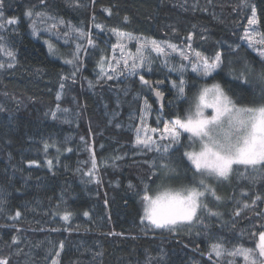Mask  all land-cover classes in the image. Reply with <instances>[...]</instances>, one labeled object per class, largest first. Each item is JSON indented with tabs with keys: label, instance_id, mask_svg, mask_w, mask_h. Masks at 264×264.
<instances>
[{
	"label": "trees",
	"instance_id": "obj_1",
	"mask_svg": "<svg viewBox=\"0 0 264 264\" xmlns=\"http://www.w3.org/2000/svg\"><path fill=\"white\" fill-rule=\"evenodd\" d=\"M250 3L256 7V28L262 36L264 0ZM48 4L45 10L39 0H7L6 17H17L19 23L7 25L3 32L15 61L0 53V63L5 65L0 68V194L5 200L0 207V259L8 264H217L205 255L216 238L227 241L224 246L228 248H254L258 234L252 239L249 232L256 233L264 225V211L257 215L264 202L257 208L251 201L257 194L264 198V182L253 186L240 176L220 182L216 192L223 201L217 206L210 198L209 206L224 215L221 222L216 217L205 220L206 230L187 226L170 233L141 222V198L136 194L142 189L141 178L154 185L143 163L153 154L143 155L133 143L141 105L146 101L166 120L170 110L182 115L189 105L186 97L198 83L184 77L186 97L178 98L171 81L181 76L175 79V71H170L176 64L168 61L166 67L162 55L146 51L144 55L155 59L152 70L140 74L148 81L164 82L160 91L167 96L161 109L139 75L123 71V61L120 71L112 69L116 77L112 80L101 79L96 69L101 57L107 61L117 32L136 41L156 40L162 46L165 42L183 44L191 33L192 45L209 57L216 52L226 54L230 46L233 54H243L240 63L238 57L230 56L232 63L225 61L223 70L213 73L216 81L208 77L201 83L219 82L238 94L259 96L258 83L245 84L232 74L242 73L245 61L255 69L261 67L259 55L238 43L250 9H241V0H80L83 7L76 8L66 0H48ZM32 6L90 32L96 47L82 42L88 55L81 54L74 83L61 77L73 71L64 60L71 58L67 53L81 41L72 33L64 42L54 43L64 56L48 54L41 35H32L30 20L23 15ZM61 30L63 34L67 28ZM65 39L70 43L65 44ZM134 47L135 43L128 48ZM8 63L13 67H7ZM184 164L191 167L186 157ZM187 176L191 179V172ZM129 183L137 186L136 191L127 190ZM244 190L249 191L247 195L241 193ZM237 201L241 215L234 217ZM245 202L248 208L243 207ZM65 214L68 220L63 219ZM223 257L221 264H226Z\"/></svg>",
	"mask_w": 264,
	"mask_h": 264
},
{
	"label": "snow or ice",
	"instance_id": "obj_2",
	"mask_svg": "<svg viewBox=\"0 0 264 264\" xmlns=\"http://www.w3.org/2000/svg\"><path fill=\"white\" fill-rule=\"evenodd\" d=\"M69 7H83L80 0H66ZM7 0H0V53H4L12 61H15L16 54L10 49V41L3 35L7 25L19 23L17 17H6ZM39 7L47 10L49 7L48 0H39ZM241 9H250L251 16L248 19V25H256L257 12L256 7L250 3V0H241ZM109 14L110 11H109ZM24 17L28 18L31 23L32 35H38L37 18L41 23L52 21L51 28H56L57 23L66 25L67 31L64 33L66 37L70 34H77L75 39L81 41L75 44V49L67 53L71 58H65L64 62L73 66V71L68 76H62V81L72 79L75 82V76L79 70L81 54L87 56L88 48L83 46V41H87V45L95 48L96 44L91 37L90 32H85L83 28L74 26L71 22H66L63 18L52 15L48 11H37L36 6L28 7L24 13ZM97 27H99L97 25ZM103 30V29H101ZM116 31V30H113ZM118 36L125 34L118 33ZM202 39L204 37H201ZM192 39L190 33L188 38ZM264 44V35L259 41ZM69 40L65 39V44H69ZM136 60L131 66L127 60L124 61V67L128 70L129 75H139L140 81L144 85H148L149 81L144 75L140 74L141 70L151 71V65L155 59L150 54L144 55L146 51H155L159 55H165V48L170 49L173 53L178 51L177 45L167 43L162 46L156 40H138L137 42ZM250 46L251 42H250ZM49 50L53 55L64 56L53 45L49 44ZM234 49L229 47V51L216 52L212 57H204L201 53H195V60L191 62L192 72L203 77H211L216 81L213 75L218 69L223 70L225 61L231 64L229 57L233 55ZM238 55V53H236ZM261 58V67L253 68L249 62L245 61L242 73L233 72V76L237 80H242L248 84L253 81L260 85L259 96L255 94L246 96L237 93L230 86L225 87L219 82H213L210 86L201 85L198 94L186 97L185 84L186 81L181 78L179 82L172 81L173 87L177 89L178 98L186 97L189 107L186 115L170 110L167 115L169 120L161 121L163 128H149L144 125L143 128H137V139L135 144L142 146L141 153L147 155L152 153L143 163L148 165V173L154 177L151 187L145 183V178H141L142 189L136 194L140 196L143 205V215L140 217L143 223L147 220L156 229H166L168 232L178 233L185 226H202V230H206L209 225L205 220L216 217L222 221L223 213L213 211L209 206L210 198H214L217 206L223 201V198L217 194L215 187L209 182V178H215L217 181H227L232 176H240L246 178L253 186L257 182H264V51H259ZM182 61L189 60V56L180 51ZM171 58V57H169ZM106 62L105 57H101L99 63L101 65V73H98L101 79H114L113 74L102 75L103 64ZM168 66V59L164 61ZM5 65L0 63V68ZM7 67H13L12 63H8ZM186 65L181 63L179 66L173 65L170 71H177L183 76ZM114 71V70H113ZM247 77H251L248 79ZM167 78V77H166ZM91 83V82H90ZM162 83V81H157ZM65 83L60 84V88H65ZM157 97H162L160 91H156ZM147 104V102L145 101ZM251 105V106H249ZM164 107V105H161ZM210 109L211 113L206 114V110ZM147 110V109H146ZM227 124V128L223 127ZM221 128L224 133L222 138L213 135L217 127ZM145 134L151 132H160L158 139L154 140L152 136L145 135L141 138L140 133ZM188 134L182 142V135ZM198 146V150H197ZM47 147V145H46ZM192 148V151H183L181 149ZM136 153L134 152L133 155ZM190 161L191 167L185 166L184 158ZM34 163V162H30ZM48 165H52V161H47ZM95 168V161L92 162ZM234 166H236L234 168ZM240 166H243L244 172ZM191 172V179H188L187 173ZM245 172L247 175L245 176ZM91 175V173H89ZM176 184L177 187L172 185ZM137 186L129 183L128 189L136 191ZM151 193V194H149ZM247 195V193H244ZM257 201L264 202V198L260 194L255 195L252 204ZM4 196L0 194V207L4 205ZM238 207L234 212V217H239L240 202H236ZM248 203H243L244 208H248ZM88 215L87 212L84 213ZM260 215V213H257ZM16 217L20 216V212L15 213ZM64 220L69 219V215L63 216ZM232 226L235 227L236 220L233 218ZM227 226V225H224ZM197 234H200L199 232ZM258 234V243L254 248H245L242 245H233L231 248L225 247L227 241L216 238L217 242L212 245V252L217 256L232 257L227 260L226 264H236L235 257L243 256L245 264H264V225L257 229L256 233L249 232L252 239ZM15 243V238H13ZM63 249V243L60 244ZM59 252L56 255L59 256ZM209 259H212L211 253ZM0 264H8L7 260L0 259ZM53 264H57L53 261ZM219 264V262H217Z\"/></svg>",
	"mask_w": 264,
	"mask_h": 264
},
{
	"label": "rangeland",
	"instance_id": "obj_3",
	"mask_svg": "<svg viewBox=\"0 0 264 264\" xmlns=\"http://www.w3.org/2000/svg\"><path fill=\"white\" fill-rule=\"evenodd\" d=\"M49 13H51L52 15H56V13H53V12H49ZM56 16H58V15H56ZM250 16H249V18H250ZM38 19L39 18H37V20ZM64 21H66V20H64ZM66 22H68V21H66ZM50 23L52 24V21H46L44 23V28L43 27L40 28L39 22L37 21V31H38V35L39 34L41 35V42H44L48 54H50L52 56H58V55H53L50 52V50H49V44H51V45L54 46V43L56 41H62V42H64L65 35H64V33L63 34H60V31H62L61 29H63V28H67V26L66 25H60V24L57 23L56 30H54V28L52 30V28L50 27ZM115 37H116L115 44L112 45L109 48L110 50L108 52L109 55L107 57V61L103 64V73H102L103 75L104 74L105 75L106 74H112L113 73L112 69H115V70L120 71L119 70V63H121L122 61H123V63H124L125 60H127V62L130 61V65L129 66H131V64L134 61L137 62V63L139 62L138 60L135 59L136 58V55H137V47H138V45L136 43L137 41L134 40L129 35L118 36L117 33H115ZM187 38H186L185 43L178 44L177 45L178 51L175 52V53H173L170 49L165 48V55H162L164 57V59H162V62L164 63L165 59H168V61L170 63H175L176 66H179L181 63H183V64H185L187 66L186 67V70L183 73V77L181 76V73L180 72H177V71H175V73H173L175 75V76L174 75L173 76H174L175 79L178 76H181L177 80V83L179 82V80L181 78H183L185 80L184 77L191 78V82L193 84L198 83L197 84L198 86H196L197 89L192 94V95H194V94H197L198 89H199V87L201 85L207 84L208 86H210L211 83H209V84L208 83H201L200 81H205V79L208 78V77H203V76L197 75L196 73L192 72L191 62L195 60V53L196 52L201 53V52L198 49H196L194 47V45H192L193 44L192 39L189 41ZM260 40H261V35L258 33V30L256 28V25H254V26L253 25H248V23L245 22L244 27H243V30L241 31L240 40H239L238 43L243 44L246 49H249L250 51H252V53H256L258 55L259 51H264V44H261L259 42ZM250 42H251V45L252 46H250ZM133 43L136 44V47H134V49L132 50V49H130L128 47H130ZM115 46H116V49H118V50H114L113 49ZM127 49L130 50V51H128ZM180 51H183L185 54H187L189 56V60L182 61V58L180 56ZM201 54L204 57H209V56L205 55L204 53H201ZM212 56H214V55H212ZM233 56L235 58L236 57L239 58V63L242 61L243 54L241 52H239L238 55L233 54ZM169 57H171V58H169ZM99 61H100V59L97 62L96 69H98L99 71H101V65H100ZM125 70H127V69H123V71H125ZM171 87L175 89L176 95L178 96L177 89L175 87H173L172 81H171ZM182 98L183 97H180V99H182ZM177 100H175L173 102V105H176L175 102ZM188 107H189V105H188ZM188 107L185 108V109L187 110ZM153 109H154L153 106L151 107L150 104H148V103L147 104L146 103H143L141 105V113L139 114L138 123H137L136 127H134V131H133L134 132V140L135 141L137 139V132H136L137 128H143L144 125H147L149 128H157L158 127L160 129H162L163 128V124L161 123V121H167L161 115H159L158 113H156V111H154ZM186 110H185L184 114H182V116L186 115ZM210 113H211V110L210 109H207L206 110V114H210ZM152 121H153V123H152ZM145 135L152 136V138L154 140H156V139L159 138L160 132H156V133L149 132V133L145 134L143 131H141V133H140L141 138H144ZM187 135L188 134H183L182 135V137H181L182 142L184 141L183 138H185ZM135 141L133 142L134 144H135ZM135 146L138 149H142V146H137L136 144H135ZM185 150L192 151L193 149L192 148H186V149H184V151ZM197 150H198V146H197ZM209 182L215 187V190H217V187H219V184H220L221 181H217L215 178H209ZM152 187H155V185H153ZM247 192H249V191L248 190H244L241 193L244 194V193H247ZM149 194H151V193H149ZM260 203H262V202L261 201H257L256 202V206H257V204H260ZM139 206L141 207V216H142L143 215V205H142V201L140 202V205ZM210 208H211V206H210ZM257 208H259V207L257 206ZM255 210H257V209H254V210L251 209V212L253 214H255L257 212V211L255 212ZM213 211H218V210H213ZM262 211H264V210H262ZM262 211H260L259 213H261ZM251 212L248 215H251ZM262 214L263 213H261V216H262ZM145 221L148 222L147 220H145ZM219 222H221V221H219ZM263 223H264V215H263ZM185 227H187V226H185ZM185 227H183V228H185ZM255 243H258V235H257L256 242ZM245 248H250V247H245ZM209 253H212L211 255H214V257H212V259L214 261L219 262V264H221V261H222L221 258L223 256H217L214 252H212V246H210L209 252L206 253L205 255L206 256H209ZM223 259H225L227 261V260H231L232 257H225L224 256ZM235 262H236V264H245L244 257L242 255L235 257Z\"/></svg>",
	"mask_w": 264,
	"mask_h": 264
},
{
	"label": "water",
	"instance_id": "obj_4",
	"mask_svg": "<svg viewBox=\"0 0 264 264\" xmlns=\"http://www.w3.org/2000/svg\"><path fill=\"white\" fill-rule=\"evenodd\" d=\"M157 81L159 80H155V81L149 80L148 86L150 88V93L152 97L158 103L159 108L162 109L163 107H161V105H164L165 102L164 98L167 96V93L160 91V88L164 87V82L162 81V83H157ZM156 91H160L162 93V97H157ZM263 210H264V206H263Z\"/></svg>",
	"mask_w": 264,
	"mask_h": 264
},
{
	"label": "clouds",
	"instance_id": "obj_5",
	"mask_svg": "<svg viewBox=\"0 0 264 264\" xmlns=\"http://www.w3.org/2000/svg\"><path fill=\"white\" fill-rule=\"evenodd\" d=\"M197 94H198V92H197ZM223 127L226 129V128H227V124L225 123V124L223 125ZM213 135H216L218 138H222L223 135H224V133L221 132V128L218 126V127L214 130Z\"/></svg>",
	"mask_w": 264,
	"mask_h": 264
},
{
	"label": "flooded vegetation",
	"instance_id": "obj_6",
	"mask_svg": "<svg viewBox=\"0 0 264 264\" xmlns=\"http://www.w3.org/2000/svg\"><path fill=\"white\" fill-rule=\"evenodd\" d=\"M164 105H165V104H164ZM263 205H264V203L262 204V210H263ZM259 210L262 211L261 209H259ZM259 210H258V211H259Z\"/></svg>",
	"mask_w": 264,
	"mask_h": 264
}]
</instances>
